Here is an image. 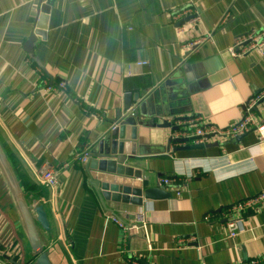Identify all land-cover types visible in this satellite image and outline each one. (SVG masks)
Listing matches in <instances>:
<instances>
[{
	"label": "crops",
	"instance_id": "0c3cea01",
	"mask_svg": "<svg viewBox=\"0 0 264 264\" xmlns=\"http://www.w3.org/2000/svg\"><path fill=\"white\" fill-rule=\"evenodd\" d=\"M47 1L0 0V141L24 190L46 202L58 264H264V201L232 210L264 191L258 133L210 134L167 152L173 132L158 125L198 118L225 129L264 92V53H242L251 35L264 38V0H52L43 39L34 34ZM188 7L201 22L179 35ZM253 107L264 123V101ZM139 108L153 125L139 129L143 159L132 163L142 178L129 181L170 196L103 204L77 156ZM42 168L57 176L54 188L42 187ZM111 216L145 225L126 234ZM0 244L30 264L1 175Z\"/></svg>",
	"mask_w": 264,
	"mask_h": 264
},
{
	"label": "water",
	"instance_id": "95a60500",
	"mask_svg": "<svg viewBox=\"0 0 264 264\" xmlns=\"http://www.w3.org/2000/svg\"><path fill=\"white\" fill-rule=\"evenodd\" d=\"M52 0L41 5V12L38 18L35 34L46 38L49 24V14ZM33 38L27 41L26 48L32 52ZM264 101V98L260 101ZM257 111L253 107L251 111ZM153 122L146 120V115L139 109L127 111L120 116L117 123L106 134L93 144L89 149V156L85 164V169L90 177V183L95 189L99 199L103 204L106 200H115L124 204L143 206L145 200L165 199L170 193L161 187H148L144 190L140 185L134 183L142 178V173L133 166V161L143 159L139 152L138 140L140 127L149 128ZM166 128H171L173 134L169 138L170 145L196 142L195 147L203 146L201 136L182 137L176 136V132H182L180 125L164 121L158 124ZM0 175L7 186L8 195L14 211L18 217L22 230L31 247L30 264H58L60 250L55 243L56 239L52 232L49 212L46 202L37 194L26 192L22 187L16 170L0 141ZM135 178L136 181H129ZM41 183V182H40ZM42 184V183H41ZM43 188H48L43 185ZM142 189V190H139ZM50 236L45 239V234ZM0 244V255L2 253ZM58 257V258H57ZM13 264H22L21 260H12Z\"/></svg>",
	"mask_w": 264,
	"mask_h": 264
},
{
	"label": "built area",
	"instance_id": "2783aa9c",
	"mask_svg": "<svg viewBox=\"0 0 264 264\" xmlns=\"http://www.w3.org/2000/svg\"><path fill=\"white\" fill-rule=\"evenodd\" d=\"M181 15H183L184 19H186L187 21L183 25L178 26L177 32L179 35H184L188 30L195 29L201 22L198 12L192 7L183 9ZM211 38H212V33L209 32L207 37L189 43L187 47L192 48L194 45L198 46L205 40ZM246 43L244 44L245 46L242 50L243 54L250 52L252 50H258L260 53H264L263 33H255L251 35L250 39ZM240 47L241 46H239L238 48L240 49ZM231 52L232 54H238L235 48H232ZM263 98H264V92L257 94V96L254 99V102L246 106L245 113L243 114V116L235 124H233L228 128L220 129L212 126H206L205 124H203V122L200 119L191 118L190 120H185L184 124L183 122H180V124H178L181 126L183 131L176 132L175 135L182 137L201 136L202 139L197 141V142H201L203 141L204 138H207L208 135L210 134L217 136L219 138H228V137H238L246 132L254 130L258 133L259 140L264 141V123H260L254 117L251 111L253 106L257 104L259 101H261ZM88 156H89V148H86L77 156V160L81 163L86 162ZM39 180L43 185H47L49 188H54L57 182L56 181L57 176L50 169L42 168L39 171ZM171 182L172 181L168 178H164L160 181L161 185H169L171 184ZM263 201H264V191L258 194V196H256L254 199L234 206L232 210H242L245 206ZM111 219L113 222L117 223L126 234L129 233L134 228L140 229L145 225V220L143 219V217H139V221L135 226H130L129 224L125 223L124 221H122L121 219L115 216H111ZM228 227L230 229L229 237L231 238L235 237L238 231V222H236L235 220H230L228 222ZM19 253L20 252L17 251L16 246L9 247L7 251L8 257L7 256L4 257L3 255H0V264H13L11 258L18 256ZM258 263L259 262L257 260L252 262V264H258ZM239 264H244V263L240 262Z\"/></svg>",
	"mask_w": 264,
	"mask_h": 264
}]
</instances>
